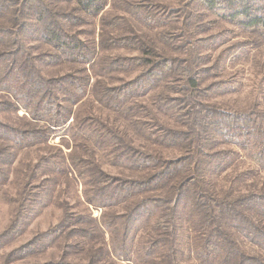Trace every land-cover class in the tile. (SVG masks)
I'll use <instances>...</instances> for the list:
<instances>
[{
	"label": "rangeland",
	"instance_id": "374dc122",
	"mask_svg": "<svg viewBox=\"0 0 264 264\" xmlns=\"http://www.w3.org/2000/svg\"><path fill=\"white\" fill-rule=\"evenodd\" d=\"M103 2V11L91 15L79 6L78 0H0V62L11 59L18 51L21 55L29 52V67L36 66L48 79H62L68 74L89 78L86 91L77 90V103L73 107L72 102L67 101L72 94L59 97L60 104L70 107L73 115L66 128L58 129L48 141L44 137L43 143L34 142L24 149L12 145L10 149V143L0 140V264H134L132 260L122 261L114 246V239L119 240L126 228L127 221L123 217L129 203L105 210L90 206L89 213L85 210L82 184L76 185L51 164L53 159L61 162V151L65 155L78 151L72 136L65 135L76 118L79 123L77 134L85 135L89 141L94 138L86 126L91 125L90 122L93 125L102 122L113 132H118L125 145L136 150L154 154L166 151V168L172 160L188 156L185 154L190 149L186 145L178 142L164 149L152 144L147 138L150 129L142 134L133 131L136 127L133 123L139 118L133 117L125 122L115 111L108 110L111 94L116 93L112 91L120 90L124 82L128 83L146 71L143 64L134 59L140 53L138 42L128 40L127 46H123L115 40L116 37L134 33L133 38L146 39L157 53L173 59L174 64L170 65L177 66L179 74L183 67L195 62L196 73H200L203 107L209 106L212 111V106L217 112L238 115L255 114L259 117L258 123L264 126L263 34L228 20L223 17L224 12L207 10L201 0ZM186 13H192L193 19L181 18ZM38 15L88 45L90 51L85 52L90 62L85 65L80 61L57 62L59 50L44 42ZM165 35L166 41L162 40ZM15 47L19 50H12ZM48 58H53L52 65L46 63ZM167 65L166 62V68ZM184 73L189 74L188 70ZM184 73L176 75L173 78L176 81L167 80L168 88H158L157 92L152 94L153 90L135 100L140 106L152 109V115L158 119L153 125L156 132L161 128H165L166 133L172 129L191 130L190 127L198 130L197 126L187 123L177 127L179 123L173 117L181 102L168 99L181 97L185 87ZM162 92H166V104L164 100L162 102L166 105V113L155 104ZM6 94L0 91V121L16 128L32 129L33 126L25 120L29 114L21 109L15 111ZM93 132L97 134L99 131ZM204 138H209L205 132L198 133L199 151L205 147ZM220 139L219 134L213 135L203 157L200 152L196 153L194 146L190 150L202 157L201 166L203 159L205 161L201 172L196 174L198 188L203 187L207 196L217 201L218 220L223 201L234 203L237 198L249 194L252 196L251 207L243 209L247 216L259 221L260 216L251 211L252 207L257 208L259 197L264 199V167L259 166L253 157L256 148L251 145L250 153H246L227 139ZM84 145L88 150L95 149L91 142ZM97 155L103 172L115 179L142 177L147 173L127 165H115L116 160L111 154L100 152ZM128 161L129 158H125V163ZM222 163L226 167L218 171L217 166ZM182 201L176 202L177 207H171L175 218L171 231L179 246L178 252L185 256L190 251L195 257L199 251L196 248L199 232L205 233L206 228L202 215L188 216L191 205L188 202L182 205ZM104 214L111 223L109 230L104 226L99 230L96 226ZM218 220L212 223L211 229L220 226ZM167 224L169 218H166ZM222 224L243 242L244 249L257 248L250 239L247 240L248 233L243 226L234 221Z\"/></svg>",
	"mask_w": 264,
	"mask_h": 264
},
{
	"label": "trees",
	"instance_id": "16d2710c",
	"mask_svg": "<svg viewBox=\"0 0 264 264\" xmlns=\"http://www.w3.org/2000/svg\"><path fill=\"white\" fill-rule=\"evenodd\" d=\"M201 2L207 10L216 13L224 12L223 17L237 21L244 28L260 32L264 36V0H201ZM78 4L91 15L100 14L105 7L103 0H78ZM38 18L40 24L42 23L41 34L44 42L59 50L57 62L80 61L84 65L90 62L85 52L90 51L88 45L74 39L62 27H54L51 21H43L42 15H38ZM181 18L190 20L193 19V14L186 13ZM133 35L134 33L130 36L122 35L115 40L123 46H127L128 40H136L140 53L134 59L138 64H143V70L146 69V71H142L128 83L124 82L120 90L112 91L116 93L111 94L112 102L108 110L115 111L125 122L133 117L139 118L133 123L136 125L133 131L142 134L150 129L151 132L147 138L150 143L157 144L161 148L166 149L171 144L179 142L190 150H193L194 146L196 153L200 152L203 157L213 140V135L219 134L221 141L223 138L227 139L240 151L246 153H250L248 150L253 145L256 148L253 157L259 166L264 167V126L261 127L258 123L259 117L255 114L238 115L217 112L212 106H210L212 111L209 110V106L203 107L200 100L202 93L200 73H196L195 62H190L188 66L183 67L179 74L178 67L171 66L174 64L173 59L166 57V54L157 53L146 39L133 38L135 37ZM162 40L166 41V35ZM169 45L171 47L170 40ZM12 50L19 49L15 47ZM13 55L11 59L0 62V91L7 93L15 111L21 109L29 114L25 120L33 128H16L0 121V140L10 143V149L12 145L15 148L24 149L34 142L43 143L44 137L48 141L58 129L66 128L73 111L67 105L60 104L59 97L72 94L67 101L72 102L73 107L77 103V90L86 91L89 78L81 74L75 76L68 74L62 79H48L36 66L29 67L28 64L31 62L29 52H23L21 55V51H18ZM45 60L49 65L54 62L53 58ZM186 70L189 74L184 73ZM183 73L186 77L183 81L185 87L181 97L178 99L168 97V99L170 102L177 100L181 102L179 111L177 110L173 117L179 123L177 127H183L187 123L193 124V127L197 126L198 130L190 127L191 130L172 129L166 133V129L161 128L156 132L153 125L158 119L152 115V109L148 110L140 106L141 104L135 100L137 96L148 95L153 90L152 94L157 92L158 88H168L167 80L172 81L176 75ZM158 98L159 102L155 101V104L166 113V105H162L163 100L166 104V92H162ZM170 110L173 109L170 108ZM145 118L149 121H145ZM76 121L77 118L74 124L68 127L65 135L72 136L78 151L70 152L69 155L61 151L59 157L61 162L53 159L51 164L52 167L56 166L58 172L67 178L70 177L76 185L82 184L85 210L89 213L90 206L105 210L129 203L123 217L127 221L126 228L119 240L114 239L115 251L122 261L132 260L134 264H264V199L259 197L257 208H251V211L260 216L259 221L253 219L251 215L247 216L243 209L251 207L250 197L252 196L249 194L237 198L234 203L223 201L219 210L222 213L221 218L218 220L216 216L218 209L215 207L217 201L211 200L203 187L198 188L196 174L201 172L205 161L203 159L201 166L202 157L195 155V151L189 150V153L185 154L188 156L172 160L169 164L167 163L166 168V151L154 154L152 151L136 150L130 145H125L124 138L102 122H96L94 125L90 122L91 125L86 126L90 136L94 138V141H89L85 135L77 134L76 129L79 128V123ZM93 130L99 132L95 134ZM202 132H205L209 138L203 139L202 143L205 147L199 151L198 143L200 142L197 138L198 133ZM87 142L93 143L94 151L88 150L84 145ZM100 152L113 155L117 166H129L133 170L147 173L142 177L115 179L103 172L104 168H101L98 159L100 156L97 155ZM1 154L0 158H2ZM125 158H129L126 163ZM225 167L226 164L222 163L217 166V170H224ZM207 168L210 169L211 166ZM202 181L204 182V176ZM181 200H183L182 205H186V202L191 205L188 216L202 215L206 228L205 233L199 232L200 237L196 247L199 251L195 257L191 256L190 251L185 256L178 252L179 246L171 231L175 224L171 207H177L176 202ZM166 218H169L167 225ZM217 220L220 226L214 230L211 229L212 223ZM232 221L244 227L248 233L247 240L250 239L257 248L244 249L243 242L222 224ZM100 223H96L99 230L100 226L108 230L111 228L106 214L102 216ZM142 228L144 230L141 232Z\"/></svg>",
	"mask_w": 264,
	"mask_h": 264
}]
</instances>
